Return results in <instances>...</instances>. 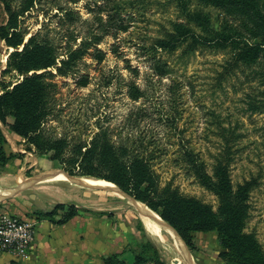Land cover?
<instances>
[{
  "label": "rangeland",
  "instance_id": "374dc122",
  "mask_svg": "<svg viewBox=\"0 0 264 264\" xmlns=\"http://www.w3.org/2000/svg\"><path fill=\"white\" fill-rule=\"evenodd\" d=\"M187 6L195 16L208 14L210 28L185 19L175 0H0V26L13 25L17 41L23 39L20 49L39 33L56 47L60 60L79 51L68 74L48 80L55 88L42 142L60 145L58 155L66 158L106 133L121 148L124 162L144 166L156 195L195 199L219 221L221 198L199 180L191 162L203 161L214 182L217 166L227 167L232 193L246 190L243 233L264 255V51L251 64L237 57L244 44L262 41L264 24L233 7L204 6L197 0ZM217 35L230 39L217 43ZM12 51L0 39V94L21 79L2 73ZM131 84L139 88L136 98ZM11 123L8 118L7 125L0 124V142L9 156L0 168V217L34 219L37 184L53 182L57 194L65 185L73 189L74 199L82 198L64 205L77 204L90 216L88 231L67 242V250L82 252L80 261L86 264H99L110 253H121L131 264L145 238L169 264H223L215 231L196 233L193 249L178 244L170 229L135 208L132 196L78 169L68 174L52 159L53 151L41 154L11 131ZM111 155L105 151L108 160ZM96 181L110 189L92 185ZM96 213L103 219L99 225ZM99 236L105 238L102 245ZM12 263L6 259L1 264Z\"/></svg>",
  "mask_w": 264,
  "mask_h": 264
},
{
  "label": "trees",
  "instance_id": "16d2710c",
  "mask_svg": "<svg viewBox=\"0 0 264 264\" xmlns=\"http://www.w3.org/2000/svg\"><path fill=\"white\" fill-rule=\"evenodd\" d=\"M175 1L185 15V19L197 21L200 26L210 28L208 14L201 17L195 16L189 12L187 6L189 0ZM197 1L204 6L233 7L248 12L257 22L264 24V1ZM11 28H14L11 23L9 26H0V39L14 49L9 54L2 73L19 78L21 76V79L12 85L5 86L0 94V124L7 125L8 118H11L12 123L9 128L12 132L26 139L41 154L53 151L55 154L52 159L59 160L63 165L61 167L68 174L74 175L75 170L78 169L82 175L95 176L110 181L136 201L146 204L176 232L183 246L193 249L196 233L215 231L217 244L221 248L218 257L223 264H264V255L259 251L255 240L243 233L245 204L242 195L246 190L240 188L241 193L237 194L240 197L232 193L227 167L220 164L217 166L218 180L214 182L206 172L203 161L191 162L192 170L199 180L221 198L220 212L223 219L219 221L216 213L195 199L185 198L174 193L165 196L156 195L145 176L144 166L135 164L133 168L134 161L129 165L124 162L120 153L122 152L121 148L118 150L116 146H113L106 133L95 135L90 143L82 147L84 150L80 149L78 155L67 154L66 158L64 155H58L61 150L60 145L55 146L42 142L44 124L51 111L49 108V103L53 98L51 88H55V83L48 80L57 74H68V71L76 64L79 51L67 53L65 58L60 60L56 47L46 38H42L39 33L31 35L20 49L19 46L23 43V39L20 38L17 41L16 30L10 31ZM178 28L184 30L185 25H179ZM250 32L254 36L258 34L255 30H250ZM226 39H230V36L222 38L217 35L216 37L217 43H226ZM263 51L264 35L258 44H244L239 48L237 57L243 63L251 64L259 58V54ZM101 53L98 51V54ZM53 70L56 73H53ZM10 86L12 87L10 88ZM129 90L132 95L130 96L136 98V93L139 90L136 84H131ZM0 138L2 141L4 140L1 126ZM2 141L0 142V168L4 167L9 159V156L4 153ZM55 142L60 144L62 140L56 139ZM105 151H110L113 154L110 160L105 156ZM70 160L73 161L74 166L64 167ZM137 168H140V172ZM65 207L67 208L65 209ZM58 210L63 211V216L56 221L57 223H64L77 215V209L73 205L66 206L64 204H56L50 211H37L35 214L37 219L53 220ZM101 264H127V262L121 258V253H110L102 258ZM131 264L169 263L162 258L157 246L145 238L140 242L139 251L133 256Z\"/></svg>",
  "mask_w": 264,
  "mask_h": 264
},
{
  "label": "crops",
  "instance_id": "0c3cea01",
  "mask_svg": "<svg viewBox=\"0 0 264 264\" xmlns=\"http://www.w3.org/2000/svg\"><path fill=\"white\" fill-rule=\"evenodd\" d=\"M0 174H2V172H0ZM49 183L51 182H39L37 184L39 185V199L35 202L37 204L35 207V212L50 211L56 204L77 202L80 200L82 201V198H73V189L67 188L65 185H63L61 191L59 194H57L55 192L57 184L53 182L51 184ZM2 187L3 186L0 183V191ZM73 206L77 209V215L65 221L64 223H57L56 221L58 219H37L34 212L32 215L34 219H27L34 222L36 227L34 247L31 251V254L27 258H16L9 254H0V264L6 259L17 264H86L83 261H80V254L82 252L72 249L67 250V242L69 239L73 238V234L81 233L79 237H82L83 234L88 231L90 226V216L89 214H85V212L82 211L84 208L80 210L77 204H73ZM81 206L84 207L83 205ZM66 208L67 207H65V209ZM3 211L4 210L0 209V212ZM58 213L61 214L63 211L58 210L57 214ZM95 215H97V217L94 216V221L97 223V225H99L103 219L100 218V213H96ZM55 216L58 215H54V217ZM79 219H81L80 223ZM104 239V237L99 236L98 241L100 242L98 243H101L102 245L104 243ZM104 256L105 254H103V257ZM101 262L102 259L99 264H101Z\"/></svg>",
  "mask_w": 264,
  "mask_h": 264
},
{
  "label": "built area",
  "instance_id": "2783aa9c",
  "mask_svg": "<svg viewBox=\"0 0 264 264\" xmlns=\"http://www.w3.org/2000/svg\"><path fill=\"white\" fill-rule=\"evenodd\" d=\"M35 223L31 220L0 217V254L27 258L34 247Z\"/></svg>",
  "mask_w": 264,
  "mask_h": 264
},
{
  "label": "bare ground",
  "instance_id": "6f19581e",
  "mask_svg": "<svg viewBox=\"0 0 264 264\" xmlns=\"http://www.w3.org/2000/svg\"><path fill=\"white\" fill-rule=\"evenodd\" d=\"M59 178H60V179H63V180H68V178H65V177H59ZM90 184H91V183H89V185H90ZM92 185H95L96 187H98V188H102V189H110V185L105 184V183H102V182H100V181H99V182L96 181V182L92 183ZM134 205H135V208H137V209L143 211V212L146 214L145 207H144L143 205H141V204H139V203H135ZM150 217L153 218V220H154L155 222H157L159 226H161L162 228L167 229V228L165 227V225L160 221V219H159L158 216H156L155 214H153V215H151ZM171 232H172V230H171ZM172 233H173V232H172ZM173 236L178 240V242H179L178 244H180L179 239L176 237V235H175L174 233H173Z\"/></svg>",
  "mask_w": 264,
  "mask_h": 264
},
{
  "label": "water",
  "instance_id": "95a60500",
  "mask_svg": "<svg viewBox=\"0 0 264 264\" xmlns=\"http://www.w3.org/2000/svg\"><path fill=\"white\" fill-rule=\"evenodd\" d=\"M67 178V177H66ZM132 201L134 202V203H139V204H141V205H143L142 203H140V202H138V201H136L135 199H132ZM145 211H146V215H148V216H151V215H153V214H155L153 211H151L150 209H148V208H145ZM160 219V221L168 228V229H170V230H172V232L176 235V237H177V234H176V232L166 223V222H164L161 218H159ZM178 238V237H177ZM181 244V243H180ZM183 246V245H182Z\"/></svg>",
  "mask_w": 264,
  "mask_h": 264
}]
</instances>
